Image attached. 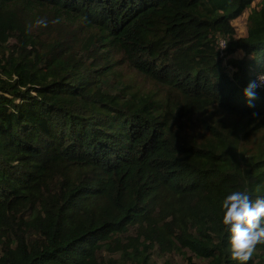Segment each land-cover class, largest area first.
Masks as SVG:
<instances>
[{"label":"trees","instance_id":"trees-1","mask_svg":"<svg viewBox=\"0 0 264 264\" xmlns=\"http://www.w3.org/2000/svg\"><path fill=\"white\" fill-rule=\"evenodd\" d=\"M253 1L0 0V264H229L221 201L264 196Z\"/></svg>","mask_w":264,"mask_h":264},{"label":"clouds","instance_id":"clouds-1","mask_svg":"<svg viewBox=\"0 0 264 264\" xmlns=\"http://www.w3.org/2000/svg\"><path fill=\"white\" fill-rule=\"evenodd\" d=\"M34 23L46 27L49 22L40 18ZM258 74L257 79L264 84V74L256 73L254 79ZM256 88L257 83L253 81L242 90L248 107L253 106ZM220 207L223 213L221 222L225 226L228 240L227 260L229 264H247L256 246L264 245V196L252 199L247 192L234 190L223 198Z\"/></svg>","mask_w":264,"mask_h":264},{"label":"rangeland","instance_id":"rangeland-1","mask_svg":"<svg viewBox=\"0 0 264 264\" xmlns=\"http://www.w3.org/2000/svg\"><path fill=\"white\" fill-rule=\"evenodd\" d=\"M261 1L262 0H254L250 5V7L246 8L238 18L233 20V25L236 29L237 37H243L247 35L248 27H249L248 15L251 13L252 9L259 8ZM224 41L225 40L223 37L219 39L220 43ZM14 42H15L14 39L10 40V43H14ZM241 54L242 52L238 51L234 56L240 59ZM228 71L230 74L233 72L231 66L230 67L228 66ZM127 77L137 79L138 81H140V79L132 73H128ZM228 119L230 121L233 120L230 117ZM252 135L253 136L249 138L248 143H246V147L247 149H249V152L255 153V151L257 150L258 139L264 136V130L255 132ZM186 263H187L186 259H183L182 256L179 255L178 253L161 255L158 250H154L153 254L151 255V261H150V264H186Z\"/></svg>","mask_w":264,"mask_h":264},{"label":"built area","instance_id":"built-area-1","mask_svg":"<svg viewBox=\"0 0 264 264\" xmlns=\"http://www.w3.org/2000/svg\"><path fill=\"white\" fill-rule=\"evenodd\" d=\"M221 45H222V48H224V42H222ZM258 76H259V74L255 76V79L253 81H255L257 83V88L258 89H263L264 88V84L260 83V81L257 79Z\"/></svg>","mask_w":264,"mask_h":264},{"label":"crops","instance_id":"crops-1","mask_svg":"<svg viewBox=\"0 0 264 264\" xmlns=\"http://www.w3.org/2000/svg\"><path fill=\"white\" fill-rule=\"evenodd\" d=\"M242 52V51H241ZM244 54H243V52H242V54H241V56H243Z\"/></svg>","mask_w":264,"mask_h":264}]
</instances>
